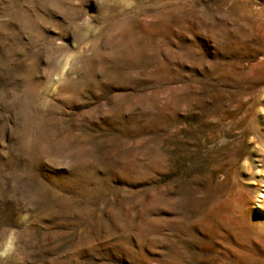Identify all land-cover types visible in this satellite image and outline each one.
Instances as JSON below:
<instances>
[{"label":"rangeland","instance_id":"obj_1","mask_svg":"<svg viewBox=\"0 0 264 264\" xmlns=\"http://www.w3.org/2000/svg\"><path fill=\"white\" fill-rule=\"evenodd\" d=\"M263 194L264 0H0V264H264Z\"/></svg>","mask_w":264,"mask_h":264},{"label":"bare ground","instance_id":"obj_2","mask_svg":"<svg viewBox=\"0 0 264 264\" xmlns=\"http://www.w3.org/2000/svg\"><path fill=\"white\" fill-rule=\"evenodd\" d=\"M261 197L264 199V194H263ZM263 199H260V200H259V203H263V202H264ZM259 207H260V206H259Z\"/></svg>","mask_w":264,"mask_h":264}]
</instances>
